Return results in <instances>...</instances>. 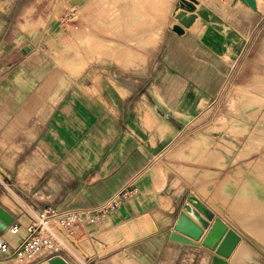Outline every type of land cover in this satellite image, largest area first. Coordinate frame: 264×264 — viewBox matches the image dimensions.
I'll return each mask as SVG.
<instances>
[{
    "label": "crops",
    "instance_id": "obj_1",
    "mask_svg": "<svg viewBox=\"0 0 264 264\" xmlns=\"http://www.w3.org/2000/svg\"><path fill=\"white\" fill-rule=\"evenodd\" d=\"M61 2L65 12L88 0H0V206L14 218L0 233L9 246L0 264L49 263L46 250L15 257L41 211L98 209L130 185L133 196L78 228L74 247L60 252L68 264H211L214 253L200 243L170 241L192 192L168 172L160 185L150 166L214 102L242 54L247 40L230 24L237 1L197 0L194 29L193 22L189 29L171 17L159 21L166 27L147 73L110 72L113 81L98 83L91 73L74 78L60 68L54 18ZM250 174L258 180L230 182V222L199 199L241 237L228 264H264V169ZM147 218L154 229L134 239V225L144 229Z\"/></svg>",
    "mask_w": 264,
    "mask_h": 264
},
{
    "label": "rangeland",
    "instance_id": "obj_2",
    "mask_svg": "<svg viewBox=\"0 0 264 264\" xmlns=\"http://www.w3.org/2000/svg\"><path fill=\"white\" fill-rule=\"evenodd\" d=\"M225 1L230 5L233 0ZM178 3V0H88L63 12L61 2L54 18L60 68L74 78L91 73L97 83L105 76L113 81L110 72L146 74L166 27L158 23L161 20L166 23L168 17L175 21ZM259 9L243 25L230 20L231 26L247 40L242 54L231 62L214 102L150 166L159 171L160 185L166 181L167 172L181 176L193 196L229 222L230 182L256 181L257 177L250 178V172L260 166L264 169V0ZM72 60L75 73L67 67ZM223 119L246 124L249 129L245 126L235 131L231 125L221 128ZM159 129L162 135L169 130ZM204 140H209L208 146ZM250 190L255 192L254 188ZM139 226L134 225V239L145 231ZM68 242L74 247L73 239Z\"/></svg>",
    "mask_w": 264,
    "mask_h": 264
},
{
    "label": "water",
    "instance_id": "obj_3",
    "mask_svg": "<svg viewBox=\"0 0 264 264\" xmlns=\"http://www.w3.org/2000/svg\"><path fill=\"white\" fill-rule=\"evenodd\" d=\"M237 1V0H235ZM253 10H257L254 0H241ZM197 0H181L179 9L175 14L176 20L184 28H189L195 20V5ZM192 13L187 15V13ZM180 25L173 27L174 32L183 34ZM216 215L210 211L199 199L193 195L182 206L181 214L176 219L170 241L183 245L195 246L199 243L207 250L214 253L211 264H228L226 259L233 253L241 237L229 228L221 219L215 220ZM14 218L0 206V233L5 232ZM43 264H68L63 258L56 257L49 263Z\"/></svg>",
    "mask_w": 264,
    "mask_h": 264
},
{
    "label": "built area",
    "instance_id": "obj_4",
    "mask_svg": "<svg viewBox=\"0 0 264 264\" xmlns=\"http://www.w3.org/2000/svg\"><path fill=\"white\" fill-rule=\"evenodd\" d=\"M133 185L125 188L107 204L98 209H56L49 207L41 211L36 220L28 226V240L15 252L16 258L35 257L41 251H48L53 258L61 257L60 252L70 245L78 228L91 222H98L101 217L116 210L123 200L134 195ZM19 226L11 228L12 234H17ZM9 251L7 244H0V253ZM62 258V257H61Z\"/></svg>",
    "mask_w": 264,
    "mask_h": 264
},
{
    "label": "bare ground",
    "instance_id": "obj_5",
    "mask_svg": "<svg viewBox=\"0 0 264 264\" xmlns=\"http://www.w3.org/2000/svg\"><path fill=\"white\" fill-rule=\"evenodd\" d=\"M238 2H241V4H243V2L241 1V0H237ZM255 1V3H256V7H257V10L256 11H258V9L260 8V6H261V3H262V0H254ZM199 2H200V0H199ZM201 4V3H200ZM206 4H207V2H206ZM237 4H239V5H236V7H235V12H234V14H236L235 15V17H232L233 19H235V21H237V19L241 22L242 20H245V21H247V19L251 16V13H253V12H255V10H253L252 8H250V7H244V5H240V3H237ZM197 6V5H196ZM223 8V7H222ZM245 8H247V9H245ZM199 9V8H198ZM226 10V9H225ZM232 12V11H231ZM189 14V13H188ZM187 14V15H188ZM226 14V13H225ZM230 14V13H229ZM239 15H241L242 17H238ZM229 17V16H228ZM251 18V17H250ZM239 21H237V22H239ZM239 22V23H240ZM196 24V23H195ZM193 25H194V22H193ZM22 26V25H21ZM192 27V29H194L193 27H195V25L194 26H191ZM191 27L189 28V29H191ZM122 58L123 57H121V59L120 60H122ZM125 60V59H124ZM123 62H126V61H123ZM85 63H83V65H84ZM82 65V66H83ZM259 112V111H258ZM257 117V116H256ZM254 118V117H253ZM221 128H229L230 127V125H231V129L232 130H237L238 128H241V129H244V127L245 126H247V128L249 129V127H248V125H246V124H239V125H237V123L236 124H234V121L233 122H231V121H226L225 119H223L222 120V122H221ZM219 129V128H218ZM263 136H264V134H263ZM264 139V138H263ZM203 143H204V145H206V146H208L209 145V140H204L203 141ZM203 149V148H202ZM257 180H258V178H257ZM258 191V189L257 188H254V191ZM7 204H11V202L8 200V199H6V201H5ZM148 216V215H147ZM148 219V218H147ZM150 219H148V220H146L145 221V231L142 233V234H137L139 237L141 236V235H143V234H145V233H147L148 231H150V229H154V224L151 222V221H149ZM152 220V219H151ZM253 220V219H252ZM153 221V220H152ZM262 224V223H261ZM252 226V225H251ZM257 227V226H256ZM259 227V226H258ZM264 227V226H263ZM254 229V228H253ZM150 233V232H149ZM148 233V234H149ZM74 241V240H73ZM125 262H127V260L125 261Z\"/></svg>",
    "mask_w": 264,
    "mask_h": 264
}]
</instances>
